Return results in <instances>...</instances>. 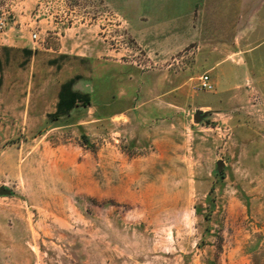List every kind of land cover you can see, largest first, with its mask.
<instances>
[{"label":"rangeland","instance_id":"374dc122","mask_svg":"<svg viewBox=\"0 0 264 264\" xmlns=\"http://www.w3.org/2000/svg\"><path fill=\"white\" fill-rule=\"evenodd\" d=\"M148 5L0 0V264H264V28Z\"/></svg>","mask_w":264,"mask_h":264},{"label":"crops","instance_id":"0c3cea01","mask_svg":"<svg viewBox=\"0 0 264 264\" xmlns=\"http://www.w3.org/2000/svg\"><path fill=\"white\" fill-rule=\"evenodd\" d=\"M148 2V7L153 17L156 16L153 13L157 12L158 8L159 10L165 8L168 11V14H165L167 20L173 19L172 23L167 24L168 29H171L169 33L180 34L178 28L184 27L185 22L196 15V13H202L203 18L200 17L202 21L201 26H195L194 24L191 26L194 29V33L200 34L201 31L198 30L202 28L211 30L217 34L247 36L236 42L239 47L235 46L234 48L238 50L245 48L247 43H251L253 46L254 44L251 41L252 36L257 34L259 29L264 28V0H147ZM170 12L173 14H170ZM219 12H223L225 15L223 21L216 22L215 19L211 20L213 13L219 14ZM187 26H189L188 23ZM241 44L244 46L241 47ZM171 45V48L178 49L180 41L172 42ZM226 60L223 59L219 62ZM180 89L184 92L183 85H181ZM170 93V91L161 92L155 98L164 100L166 105L171 100L169 99ZM126 98L128 96L126 97L123 93H119V102ZM137 106L133 105L131 108L136 109ZM163 108L164 110L166 109L165 107Z\"/></svg>","mask_w":264,"mask_h":264},{"label":"built area","instance_id":"2783aa9c","mask_svg":"<svg viewBox=\"0 0 264 264\" xmlns=\"http://www.w3.org/2000/svg\"><path fill=\"white\" fill-rule=\"evenodd\" d=\"M39 37H38V33L34 32L32 34V39L33 40H37ZM200 85L205 88V89H208V90H211L213 89V83L210 79V76L208 74H204L200 77Z\"/></svg>","mask_w":264,"mask_h":264},{"label":"water","instance_id":"95a60500","mask_svg":"<svg viewBox=\"0 0 264 264\" xmlns=\"http://www.w3.org/2000/svg\"><path fill=\"white\" fill-rule=\"evenodd\" d=\"M203 114L202 110H199L195 116H194V119L196 122H198L201 118V115ZM220 165V163H218ZM0 193L3 194V193H8V190L5 189V188H0Z\"/></svg>","mask_w":264,"mask_h":264}]
</instances>
